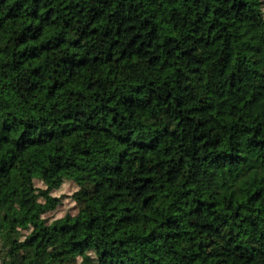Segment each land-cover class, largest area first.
I'll return each mask as SVG.
<instances>
[{
    "label": "trees",
    "instance_id": "obj_1",
    "mask_svg": "<svg viewBox=\"0 0 264 264\" xmlns=\"http://www.w3.org/2000/svg\"><path fill=\"white\" fill-rule=\"evenodd\" d=\"M0 259L264 264V0H0Z\"/></svg>",
    "mask_w": 264,
    "mask_h": 264
},
{
    "label": "rangeland",
    "instance_id": "obj_2",
    "mask_svg": "<svg viewBox=\"0 0 264 264\" xmlns=\"http://www.w3.org/2000/svg\"><path fill=\"white\" fill-rule=\"evenodd\" d=\"M74 137L72 138H66L63 139L59 142V144L65 148V149H69L71 144L73 143ZM54 146L53 145H47L46 147L42 148L41 150H39V153L46 159L47 155L53 151ZM91 174V171L89 169H79V168H73L72 170V174L75 176H81L83 174ZM38 185H43L42 182L38 181L37 182ZM77 185L73 182V181H67L64 186L57 192L59 195L65 194L66 197H64V201L62 204H60L56 211L55 214L56 215H63L68 211H72V212H76L77 211V207H76V202L74 201V199L72 198V194L77 190ZM106 191L105 190H101V194H105ZM121 198V197H119ZM139 211L137 210L134 214L133 220H137L139 218ZM0 264H1V260H0Z\"/></svg>",
    "mask_w": 264,
    "mask_h": 264
},
{
    "label": "built area",
    "instance_id": "obj_3",
    "mask_svg": "<svg viewBox=\"0 0 264 264\" xmlns=\"http://www.w3.org/2000/svg\"><path fill=\"white\" fill-rule=\"evenodd\" d=\"M1 260V259H0Z\"/></svg>",
    "mask_w": 264,
    "mask_h": 264
}]
</instances>
